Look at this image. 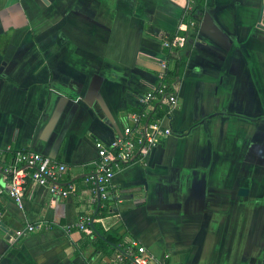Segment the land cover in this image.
Here are the masks:
<instances>
[{"label":"crops","instance_id":"crops-1","mask_svg":"<svg viewBox=\"0 0 264 264\" xmlns=\"http://www.w3.org/2000/svg\"><path fill=\"white\" fill-rule=\"evenodd\" d=\"M189 8L0 0V148L41 152L74 184L55 197L29 182L19 205L0 172V264H130L120 260L130 240L157 264H264V0H204L196 24ZM190 24L184 67L166 78L178 96L172 134L146 163L114 174L108 212L96 215L85 181L94 142H111L158 82L160 62L170 66L164 42L187 39ZM85 215L97 220L81 230ZM36 221L43 227L16 238Z\"/></svg>","mask_w":264,"mask_h":264},{"label":"built area","instance_id":"built-area-1","mask_svg":"<svg viewBox=\"0 0 264 264\" xmlns=\"http://www.w3.org/2000/svg\"><path fill=\"white\" fill-rule=\"evenodd\" d=\"M188 2L190 7L193 0ZM184 43L185 37L165 41L163 45L176 54L174 46H183ZM160 66L162 70L158 74V82L138 97L137 109L127 115L126 122L111 142L105 143L102 140L94 142L97 156L93 162V169L85 177V181L91 184L93 192L89 200L92 206H105L113 176L119 169L136 161L146 163L145 159L151 150L172 134L171 123L178 106V96L174 84L166 80L168 60L160 62ZM7 151L11 154V161L0 164V172L8 195L17 204L21 205L29 182L45 186L48 193L55 197H66L74 191L72 182L62 181L66 171L65 164L31 149L0 148V156ZM96 220L91 215H85L76 225L79 229L85 230L88 224ZM42 227V221L27 223L16 233V238ZM66 230L69 231V227H66ZM125 257L130 259V264H157L150 261L144 246L137 245L134 240H130L123 247L120 260Z\"/></svg>","mask_w":264,"mask_h":264},{"label":"trees","instance_id":"trees-1","mask_svg":"<svg viewBox=\"0 0 264 264\" xmlns=\"http://www.w3.org/2000/svg\"><path fill=\"white\" fill-rule=\"evenodd\" d=\"M204 10V0H193V2L191 3V6L188 10V13H187V19L186 21H188V23L191 21H194L193 23H197L199 18H200V15L202 13V11ZM190 22V23H191ZM194 24V25H195ZM192 25H188V29L186 31L187 33V39L185 37V41L189 42L190 40V37L194 34L193 33V29H192ZM183 32H181L182 34ZM179 35V34H177ZM180 38H184V37H179L178 39ZM173 39H175V35H171L168 37V40L169 41H172ZM177 39V40H178ZM182 45L179 46V45H176L174 46V49L176 50V54H169L168 55V59H169V63H170V66L167 68L166 70V78L171 79L175 76H177L178 74H180L181 70L183 69L184 67V61H185V55L182 54ZM162 111L159 112V114H161ZM109 202V196L106 200V207H99L98 208V211L96 212V215H104L105 214V211L107 210L108 212V203ZM94 225V228L95 230L98 232V234L100 235H103L104 237H106V241L108 242H112V243H115L117 244V242L120 240V237H118L116 234H114L112 231L110 232H105L103 230H101V228L97 225V224H93Z\"/></svg>","mask_w":264,"mask_h":264},{"label":"water","instance_id":"water-1","mask_svg":"<svg viewBox=\"0 0 264 264\" xmlns=\"http://www.w3.org/2000/svg\"><path fill=\"white\" fill-rule=\"evenodd\" d=\"M242 191H243V190H242ZM242 191H241V192H242ZM242 193H243V192H242Z\"/></svg>","mask_w":264,"mask_h":264}]
</instances>
